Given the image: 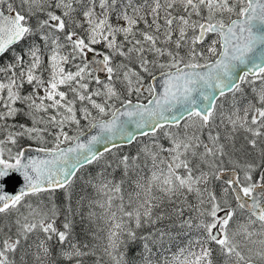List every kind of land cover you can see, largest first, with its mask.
I'll list each match as a JSON object with an SVG mask.
<instances>
[{
  "label": "snow or ice",
  "instance_id": "6c2138e0",
  "mask_svg": "<svg viewBox=\"0 0 264 264\" xmlns=\"http://www.w3.org/2000/svg\"><path fill=\"white\" fill-rule=\"evenodd\" d=\"M0 264H264V0H0Z\"/></svg>",
  "mask_w": 264,
  "mask_h": 264
},
{
  "label": "water",
  "instance_id": "95a60500",
  "mask_svg": "<svg viewBox=\"0 0 264 264\" xmlns=\"http://www.w3.org/2000/svg\"><path fill=\"white\" fill-rule=\"evenodd\" d=\"M98 131V130H94L92 134H95V132ZM35 146V145H34ZM33 155H36L37 153L35 152H32ZM20 177H14L13 180L10 182V187H9V191H12L13 188H12V185H15L16 184V181L19 180Z\"/></svg>",
  "mask_w": 264,
  "mask_h": 264
},
{
  "label": "trees",
  "instance_id": "16d2710c",
  "mask_svg": "<svg viewBox=\"0 0 264 264\" xmlns=\"http://www.w3.org/2000/svg\"><path fill=\"white\" fill-rule=\"evenodd\" d=\"M33 145H35V142H32ZM127 151V149H125Z\"/></svg>",
  "mask_w": 264,
  "mask_h": 264
}]
</instances>
